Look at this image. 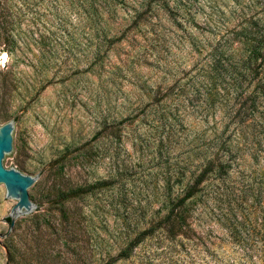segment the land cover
<instances>
[{
    "label": "rangeland",
    "instance_id": "obj_1",
    "mask_svg": "<svg viewBox=\"0 0 264 264\" xmlns=\"http://www.w3.org/2000/svg\"><path fill=\"white\" fill-rule=\"evenodd\" d=\"M183 1L178 27L153 0H118L113 13L109 0H0L13 34L0 38V126L18 130L5 168L39 185L34 217L11 227L0 186V264H264L250 245L249 157L264 74L250 81L241 65L264 50V0ZM101 31L119 41L94 55ZM208 130L236 145L225 175L187 202L188 239L154 232L122 257L180 195L176 166L187 176Z\"/></svg>",
    "mask_w": 264,
    "mask_h": 264
},
{
    "label": "trees",
    "instance_id": "obj_2",
    "mask_svg": "<svg viewBox=\"0 0 264 264\" xmlns=\"http://www.w3.org/2000/svg\"><path fill=\"white\" fill-rule=\"evenodd\" d=\"M118 0H109L106 4V11L113 13ZM121 1V0H119ZM156 1L158 7L167 16V18L176 26H181L186 22L187 8L183 0H153ZM152 2V1H151ZM146 2L141 12L133 10L132 19L133 26L139 22V18L143 14L150 12L153 4ZM169 2L171 3L169 6ZM96 8H100L96 5ZM138 19V20H137ZM95 27L98 26L97 21L94 22ZM99 28V27H98ZM12 24L9 20L4 19L0 10V38L3 43L8 45L12 43ZM96 42L93 46V54L96 55L99 49L105 44L110 46L112 43L119 41V37H106V33L100 32L99 36L95 35ZM259 51V50H258ZM256 51L247 60L241 63L243 68V76L247 74L250 81L259 80L264 74V50L261 54ZM258 61V63H256ZM214 63H219L214 60ZM241 75V74H240ZM239 97L235 95V98ZM261 96L250 93V166H253V177L250 179V245L260 247L258 255H264V113L254 118L251 114L261 104ZM243 103L238 108L241 109ZM239 109L236 110L237 115ZM235 113V114H236ZM204 150L199 156L195 164H188L187 176H183L182 167L176 166V174H180L172 183V187H179L180 195L176 190L172 197L167 198V208L165 213L151 226L140 232L135 239L128 245L123 252L122 257H127L131 248L135 247L141 240L151 236L154 232H160L163 238L169 242L178 243L182 239L187 240V233L190 231L189 214L185 206L201 189V185L213 175L222 177L225 175L224 157L228 155L230 144L236 145V142L229 139V136L223 137V133H215L208 130L206 135L203 134ZM234 137V136H233ZM192 158L197 153L194 149L190 151ZM194 154V156H193ZM225 155V156H224ZM228 157V156H227ZM225 159V160H224ZM184 167V166H183ZM171 189V186H170ZM177 189V188H176ZM8 223V218H5Z\"/></svg>",
    "mask_w": 264,
    "mask_h": 264
},
{
    "label": "water",
    "instance_id": "obj_3",
    "mask_svg": "<svg viewBox=\"0 0 264 264\" xmlns=\"http://www.w3.org/2000/svg\"><path fill=\"white\" fill-rule=\"evenodd\" d=\"M18 130L12 128L10 122L0 126V186L5 189V197L13 200L14 205L8 218L11 227L12 219L16 222L25 214L34 217L32 192L39 186L34 184V177L22 175L20 172L5 168L7 157L16 154Z\"/></svg>",
    "mask_w": 264,
    "mask_h": 264
},
{
    "label": "bare ground",
    "instance_id": "obj_4",
    "mask_svg": "<svg viewBox=\"0 0 264 264\" xmlns=\"http://www.w3.org/2000/svg\"><path fill=\"white\" fill-rule=\"evenodd\" d=\"M6 60V56L5 55H1L0 56V63L4 62Z\"/></svg>",
    "mask_w": 264,
    "mask_h": 264
}]
</instances>
